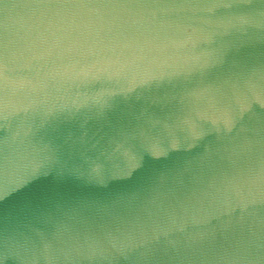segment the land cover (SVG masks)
<instances>
[{"label": "water", "instance_id": "water-1", "mask_svg": "<svg viewBox=\"0 0 264 264\" xmlns=\"http://www.w3.org/2000/svg\"><path fill=\"white\" fill-rule=\"evenodd\" d=\"M0 264H264V0H0Z\"/></svg>", "mask_w": 264, "mask_h": 264}]
</instances>
